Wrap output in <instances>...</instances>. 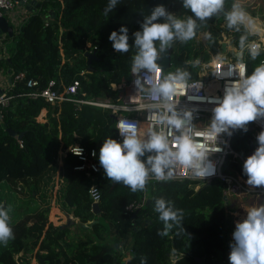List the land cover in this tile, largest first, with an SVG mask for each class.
<instances>
[{
	"label": "trees",
	"instance_id": "obj_1",
	"mask_svg": "<svg viewBox=\"0 0 264 264\" xmlns=\"http://www.w3.org/2000/svg\"><path fill=\"white\" fill-rule=\"evenodd\" d=\"M107 2L43 0L11 40L7 56L0 60V67L14 75L26 72V78L16 80L9 91L13 96L10 104L0 111V204L5 202L10 209L14 234L7 243L0 242V264H32L33 258L38 264H229L235 225L220 181L206 185L187 179H150L145 190L133 192L122 182L108 179L99 163L102 142L119 135L110 109L73 101L53 104L28 95L48 87L51 81L62 88L80 80L77 97H111L117 101L122 91L115 90L113 84L131 81V58L136 49L117 53L108 39L110 32L122 24L127 26L131 44L143 16L150 15L157 5L178 16L189 14L182 8V0H118L115 9L105 16ZM233 2L226 0L225 9L230 10ZM241 3L253 16L264 20V0L258 5ZM208 32L212 38L204 45L199 35ZM225 34L232 36V45L238 49L243 31L229 29L223 13L199 22L198 38L187 43L177 40L170 46L173 62L187 66L191 76H198L201 64L191 61H211L222 52ZM89 43V48L97 47V57L91 64L86 54ZM244 59L251 73L264 60V52L253 60L245 50ZM29 79H36L38 84L28 86ZM43 108L48 110L47 120L39 121ZM253 132L249 125L246 133L237 131L232 140L234 148L241 152L256 148ZM75 143L89 153L93 149L96 152L87 162L90 174L75 169L84 161L70 151L62 165L59 163L60 150ZM91 162L98 165V171L90 168ZM232 168L243 174L238 163L226 165L227 170ZM58 177L62 181L56 191L57 205L66 215L72 213L79 218L71 225L49 219ZM93 184L101 194L99 212L90 195ZM161 196L184 212L183 226H174L166 236L159 234L164 224L154 211L155 199ZM144 199L143 208L127 209ZM56 213L54 210L52 216ZM73 227L82 234H75Z\"/></svg>",
	"mask_w": 264,
	"mask_h": 264
},
{
	"label": "clouds",
	"instance_id": "obj_2",
	"mask_svg": "<svg viewBox=\"0 0 264 264\" xmlns=\"http://www.w3.org/2000/svg\"><path fill=\"white\" fill-rule=\"evenodd\" d=\"M117 2L108 0L103 9L105 16L115 9ZM225 2L182 0V8L189 10L185 16L157 5L150 15L143 16L140 28L132 34L131 44L127 26L122 24L110 32L108 39L117 53H128L131 47L136 49L131 58V73L136 76L134 84L158 102L141 105L148 109L146 129L142 130V122L121 118L116 129L122 139L109 136L102 142L98 159L108 179L122 182L133 192L143 191L150 178L170 180L179 166L190 178L205 180L217 174L212 156L223 151L221 143L228 144L223 136L231 137L237 130L246 133L250 122L264 121V62L249 73L244 59L245 50L253 60L264 52V21L247 11L240 0H234L230 10L225 9ZM221 13L229 29L243 34L239 36L238 49H234L236 63L226 62L222 56H213L210 62L217 69L216 76L232 77L225 83L223 94L186 97L189 101L214 105L206 126L199 128L194 122L198 107L181 109L179 103L188 89L199 91L203 82H190L191 73L183 67L165 71L160 61L175 41L187 43L198 38L199 22H207V18ZM160 18H164L163 22ZM205 38L211 39V32L205 33ZM191 63L199 65L201 61L197 58ZM221 67L227 70L221 71ZM142 71L147 74L145 81L141 79ZM256 142L257 147L242 165L245 183L253 188L264 187V128L256 135ZM92 154L95 156L96 152ZM244 210L243 219L235 221L229 264H264V203H255ZM154 211L164 224L160 235H168L174 226H183V209L176 208L172 200L156 198ZM9 212L10 209L0 204V242L4 243L14 238Z\"/></svg>",
	"mask_w": 264,
	"mask_h": 264
},
{
	"label": "built area",
	"instance_id": "obj_3",
	"mask_svg": "<svg viewBox=\"0 0 264 264\" xmlns=\"http://www.w3.org/2000/svg\"><path fill=\"white\" fill-rule=\"evenodd\" d=\"M31 0H0V17L5 16L8 21L14 26L15 31L16 27H21L23 24L28 20L31 14L25 9V5H22L21 2L29 3ZM41 1V0H37ZM23 7V8H22ZM38 9V8H37ZM39 10V9H38ZM262 20V19H261ZM264 21V20H262ZM18 29V32L20 31ZM5 34H0V55L1 51L3 50ZM258 39V38H256ZM91 44L87 45V52H92L97 49L96 46L89 48ZM221 56L225 59L226 62L229 63H236L237 57H226L224 54ZM246 61V60H245ZM209 62H203L201 65V69L199 71L198 76H191L190 82H203V87L197 91L195 88L188 89L185 97L181 98L179 103V107L181 109H190L194 107H198L199 111L196 114L195 123L198 125L199 128H203L206 126L208 120L211 117V109L214 107L213 104L204 101H189L187 100L188 95H200L205 97H212V96H221L223 94V88L225 83L232 79V77H222L216 76L215 72L217 71L216 67L211 65ZM264 62V60L262 61ZM247 63V62H246ZM248 66V64H247ZM177 67L186 68L189 72V68L187 66L176 65L171 62L169 68L164 69L165 71H174ZM221 71H226V68L221 67ZM84 71L82 72V74ZM141 79L145 81L147 78L146 72L142 71ZM26 78V72L20 71L13 76L12 80V87L15 85L16 80H23ZM136 76L132 74V79L129 83L123 82L120 84H113V88L119 89L122 91V95L118 98V100H114L111 97H97V98H79L76 96L78 93V89L80 86V80H75L73 83L68 85H63L62 88H58L56 86L55 81H51L49 86L35 90L28 93L31 97H42L50 103H58L61 104L65 101H73L80 104H90L95 106H102L111 110L113 115H116V125L119 119H129L137 122H142V130L146 129L149 121L147 120L148 109L142 108L141 105L149 104L158 102V99L152 96H149L146 91H142L137 88L134 84ZM38 84L36 79H29L28 86L34 87ZM148 86L145 84V89ZM12 95L9 94V91L0 92V111L2 108L7 107L10 104L12 99ZM249 126L254 130L253 135L256 136L262 128H264V121H253L249 123ZM239 131V130H237ZM236 131V132H237ZM231 137L223 136V139L228 140V144L224 145L221 143V147L223 151L214 153L212 159L217 164V174L210 178H190L189 174L177 167L174 177L172 179H187L190 181H198L203 183H211L213 181H220L224 185V196L225 205L227 207L228 213L232 216L234 225L235 221L238 219H243L246 215L244 208L250 207L255 203H264V187H256L253 188L245 183L246 176L241 174L240 172L236 171L234 168L231 170L226 169V165L229 163H238L241 167L243 165L244 159L247 155H250L255 148H252L246 152L238 151L234 148L232 144L233 137L235 133ZM117 139H122L119 135ZM21 145L23 146L22 140H20ZM82 149L81 154H79V148ZM65 155L70 151L73 154L77 155L82 161L83 164L78 165L75 169L79 171H87L90 174L91 170L88 169L87 162L90 156H94L92 153L95 151L94 149L89 153V151L80 143H75L68 148L63 150ZM90 168L94 171H98V165L94 162H91ZM150 179H155L154 177ZM56 191L59 186V183L62 181L61 178H57L56 180ZM54 188V189H55ZM90 195L93 199V202H99L101 198V194L97 184H93L90 188ZM252 199L254 200L251 204L244 203V200ZM145 200L140 202L131 203L127 209L130 211H134L136 209L143 208L145 204ZM18 257V256H17Z\"/></svg>",
	"mask_w": 264,
	"mask_h": 264
},
{
	"label": "crops",
	"instance_id": "obj_4",
	"mask_svg": "<svg viewBox=\"0 0 264 264\" xmlns=\"http://www.w3.org/2000/svg\"><path fill=\"white\" fill-rule=\"evenodd\" d=\"M35 1H37V0H35ZM43 0H41V1H37L38 3H41ZM23 8V7H22ZM25 9L29 12L28 14H32V13H34V12H36L37 10H35V11H31V10H29L28 8H26L25 7ZM19 33V32H18ZM224 37H226V35H224ZM10 44H11V39L9 38L8 39V36L7 35H5V39H4V45H2L3 46V50L1 51V55H0V60L1 59H3L5 56H7V54H8V48H9V46H10ZM234 49H237L236 47H234L232 44L231 45H229V43H228V51L226 52V53H219V55L218 56H221V54H224V55H226V54H229L230 52H234ZM235 53V52H234ZM229 57H232V56H229ZM213 58V57H212ZM13 76H14V74H13V72H11L9 69L7 70V69H4L3 67H0V92H3V91H10L11 90V87H12V80H13ZM47 113H48V110H47V108H43L42 109V111H41V113H40V115L38 116V120L39 121H46L47 120ZM64 150V149H63ZM63 150H60V152H59V154H60V156H59V163H60V165H62V163H63V157L65 156V153H64V151ZM53 209L57 212L56 214H55V218H57L58 216V213L60 212V209H58L57 207H56V205H54V207H53ZM62 215H63V217L64 218H67V216L65 215V213L63 212L62 213ZM72 218H75V219H72ZM76 220V221H79V218H76L72 213L70 214V217H69V219H68V222H70L71 223V221L70 220ZM52 220H54V219H52ZM62 222V223H61ZM60 225H63V224H66V223H63V221H60V222H58ZM58 223H56V224H58ZM69 223V224H70ZM68 224V223H67ZM20 255H22V253H20L18 256H20ZM128 256H130V254H129V252H128V255H127V257ZM34 260L32 261L33 262V264H35V261H37V259L36 258H33Z\"/></svg>",
	"mask_w": 264,
	"mask_h": 264
},
{
	"label": "water",
	"instance_id": "obj_5",
	"mask_svg": "<svg viewBox=\"0 0 264 264\" xmlns=\"http://www.w3.org/2000/svg\"><path fill=\"white\" fill-rule=\"evenodd\" d=\"M21 4L25 5L26 8H28L31 11H35L37 10V8L39 9L40 7V3H38L35 0H31L29 3L21 2ZM259 19L261 20V18ZM0 34H5L12 39H14L18 35V32L15 31L14 26L8 21V19L5 16L0 17ZM227 51H228V43L226 41H223L222 53H226ZM86 54L89 60V64H91L92 60L97 57L96 51L87 52ZM172 54H173V49L171 47H168L166 51L163 53L160 63L164 66V69L170 67L172 62ZM113 117L114 119H116V115H113ZM21 136L22 135L20 134L18 137L21 138ZM208 184L210 183H206V185ZM224 198L226 199V196H224ZM94 208L96 209V212H99V202H94ZM137 212L134 214V216L137 214ZM70 221H72V219ZM197 260L203 261L202 258L200 257H198Z\"/></svg>",
	"mask_w": 264,
	"mask_h": 264
},
{
	"label": "rangeland",
	"instance_id": "obj_6",
	"mask_svg": "<svg viewBox=\"0 0 264 264\" xmlns=\"http://www.w3.org/2000/svg\"><path fill=\"white\" fill-rule=\"evenodd\" d=\"M260 0H240V2H248V3H251V4H253V5H258V2H259ZM18 29H20V27H16V32H18ZM226 35V34H225ZM11 40H12V38H11ZM199 40H201V42L204 44V45H206V38H205V34H200L199 35ZM223 41H226L227 43H229V45H231L232 44V36H228V35H226V37H224L223 38V40H222V42ZM234 53V52H233ZM235 54V53H234ZM219 55V54H218ZM217 55V56H218ZM226 57H229V56H231V53H229V54H226L225 55ZM202 61H201V65H202ZM203 185V184H202ZM201 184L200 185H196L195 187H196V189H198L199 187H201L202 186ZM56 188L53 190V194H52V202H51V211H50V215H49V219L51 220V221H53L55 224L56 223H58V222H60V221H63V223H68V225H71V223L70 222H68V219H69V217H70V215H66L67 216V218H64L63 217V215H62V210L60 209V207H59V205H57V203H56ZM254 202V200H252V199H246V200H244V203H246V204H251V203H253ZM3 205L5 206V202H3ZM54 205H56V207L58 208V209H60V212L58 213V217L57 218H55V217H53L52 216V212L54 211V209H53V207H54ZM52 219H54V220H52ZM72 219H75V218H72ZM74 221V220H73ZM76 221V220H75ZM62 223V222H61ZM70 223V224H69ZM59 224V223H58ZM74 228V227H73ZM74 233L75 234H82L81 233V231H80V229H75L74 228ZM34 259H32V261H33ZM32 264H33V262H32ZM35 264H38V261H35Z\"/></svg>",
	"mask_w": 264,
	"mask_h": 264
}]
</instances>
